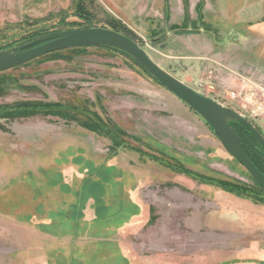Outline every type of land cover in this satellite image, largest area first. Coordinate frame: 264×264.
I'll return each instance as SVG.
<instances>
[{
  "label": "rangeland",
  "instance_id": "obj_1",
  "mask_svg": "<svg viewBox=\"0 0 264 264\" xmlns=\"http://www.w3.org/2000/svg\"><path fill=\"white\" fill-rule=\"evenodd\" d=\"M78 2L0 0V49L118 28L264 137L244 99L264 102V0ZM252 194L264 196L202 118L121 53L84 48L0 73V264H264Z\"/></svg>",
  "mask_w": 264,
  "mask_h": 264
},
{
  "label": "water",
  "instance_id": "obj_2",
  "mask_svg": "<svg viewBox=\"0 0 264 264\" xmlns=\"http://www.w3.org/2000/svg\"><path fill=\"white\" fill-rule=\"evenodd\" d=\"M81 47L113 48L135 60L162 87L198 114L212 129L226 151L264 189V175L245 153L234 125L247 128L264 151V137L261 132L244 116L187 86L162 69L139 43L122 33L99 27L48 33L24 44L0 50V73L55 52Z\"/></svg>",
  "mask_w": 264,
  "mask_h": 264
},
{
  "label": "trees",
  "instance_id": "obj_3",
  "mask_svg": "<svg viewBox=\"0 0 264 264\" xmlns=\"http://www.w3.org/2000/svg\"><path fill=\"white\" fill-rule=\"evenodd\" d=\"M83 2L84 0H79L78 4H77V10H80L83 6ZM88 28H92L91 26H89ZM82 29H85V28H82ZM114 31H117L119 33H122L126 36H128L129 38H131L132 40L136 41V39L134 38V36H132V34H129L128 32H122L120 31L118 28H112ZM45 34H48V33H45ZM43 34V35H45ZM39 36H42L41 34H38V35H33L31 36L29 39L25 40L24 43L26 42H29ZM23 43V44H24ZM15 46V45H14ZM14 46H10V47H7V48H2L0 50H5V49H9V48H12ZM84 48H101V49H109V50H113V51H116L118 53H121L123 54L124 56H126L127 58H129L131 61H133L139 68H141L148 76H150L153 80H155L145 69H143L135 60H133L131 57H129L128 55L124 54L123 52L121 51H118V50H115L113 48H106V47H81V48H73V49H69V50H64V51H60V52H55L53 54H58V53H62V52H66V51H73V50H78V49H84ZM53 54H49V55H53ZM48 56V55H46ZM45 57V56H44ZM38 60V59H37ZM36 61V60H34ZM32 61V62H34ZM30 62V63H32ZM29 63V64H30ZM28 65V64H26ZM24 65V66H26ZM22 67V66H21ZM19 68V67H18ZM156 81V80H155ZM157 82V81H156ZM159 85L160 83L157 82ZM58 108H60L58 106ZM95 116V115H94ZM95 121L97 122L98 126L101 127V129H103L106 134H108L109 136H111L114 140H119L117 139V136L109 133V130L107 129L106 126H103L101 124V121H99V118H95ZM258 129V128H257ZM108 130V131H107ZM238 135L240 136V139H241V143H242V146L244 148V151L245 153L247 154V156L249 157V159L253 162V164L258 168V170L264 175V151L262 150V148L260 147V145L258 144V142L256 141L255 137L249 132L248 129H245V128H240V129H237L236 130ZM211 184V183H210ZM257 184V183H256ZM257 186L264 192V189L261 188L258 184ZM221 187L222 188H225L226 190H229V192H233V193H239V194H248L247 192H245L244 190L242 189H239L238 187L236 186H231V185H222L221 184ZM252 197L253 198H259L260 200H262V202H264V196L263 197H259V195H255V194H252Z\"/></svg>",
  "mask_w": 264,
  "mask_h": 264
},
{
  "label": "built area",
  "instance_id": "obj_4",
  "mask_svg": "<svg viewBox=\"0 0 264 264\" xmlns=\"http://www.w3.org/2000/svg\"><path fill=\"white\" fill-rule=\"evenodd\" d=\"M229 96L232 100H237L238 98V94L234 92L230 93ZM255 97H256V94L254 92H248L245 95L244 99H245V103L247 104L245 108L249 106L250 107L249 111L252 117L259 118L261 115L264 114V102L263 100H257Z\"/></svg>",
  "mask_w": 264,
  "mask_h": 264
},
{
  "label": "crops",
  "instance_id": "obj_5",
  "mask_svg": "<svg viewBox=\"0 0 264 264\" xmlns=\"http://www.w3.org/2000/svg\"><path fill=\"white\" fill-rule=\"evenodd\" d=\"M252 206H254V205H252ZM240 218H241L242 225L248 224V222L251 221V219H253V218H250L249 216L244 218V219L242 217H240ZM262 221H264V219H262ZM254 222L257 224L256 219H254ZM260 257L264 259V249L260 252Z\"/></svg>",
  "mask_w": 264,
  "mask_h": 264
},
{
  "label": "flooded vegetation",
  "instance_id": "obj_6",
  "mask_svg": "<svg viewBox=\"0 0 264 264\" xmlns=\"http://www.w3.org/2000/svg\"><path fill=\"white\" fill-rule=\"evenodd\" d=\"M234 127H235L236 130L240 129V128H244L242 125H234ZM245 129H247V128H245Z\"/></svg>",
  "mask_w": 264,
  "mask_h": 264
}]
</instances>
